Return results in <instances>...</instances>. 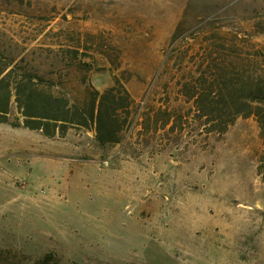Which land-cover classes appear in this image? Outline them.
Masks as SVG:
<instances>
[{"label":"rangeland","instance_id":"1","mask_svg":"<svg viewBox=\"0 0 264 264\" xmlns=\"http://www.w3.org/2000/svg\"><path fill=\"white\" fill-rule=\"evenodd\" d=\"M214 33L264 55V0H0V49L19 71L79 100L118 75L147 114L105 146L84 128L0 123V264H264L256 117L222 135L152 122L158 108L192 116L178 82Z\"/></svg>","mask_w":264,"mask_h":264},{"label":"trees","instance_id":"2","mask_svg":"<svg viewBox=\"0 0 264 264\" xmlns=\"http://www.w3.org/2000/svg\"><path fill=\"white\" fill-rule=\"evenodd\" d=\"M238 40V36L211 34L204 64L196 61L199 67L178 82L181 95L192 102V116L174 108L153 109V124L160 122L165 127L172 121L175 129L178 118L186 117L188 123L191 118L199 121L208 134L222 135L239 117L255 116L264 135V55L252 43L253 50L242 59L232 50ZM222 45L228 46L229 53L220 48ZM73 50L79 58L80 49ZM3 55L0 49V123L40 130L50 138L65 137L74 127L84 128L94 131L102 146L120 143L126 130L139 124L138 119H142L141 125L146 124V111L138 109L127 80L118 75L105 90L86 87L80 100L72 99L57 92L55 84L38 71H19V64ZM13 103L21 114L18 121L11 119ZM258 173L264 184V151L259 157Z\"/></svg>","mask_w":264,"mask_h":264}]
</instances>
